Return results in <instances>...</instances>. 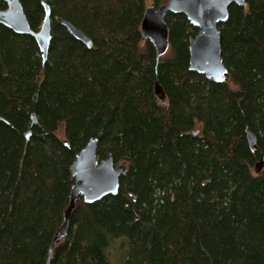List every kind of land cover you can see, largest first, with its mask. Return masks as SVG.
<instances>
[{"label":"trees","instance_id":"obj_1","mask_svg":"<svg viewBox=\"0 0 264 264\" xmlns=\"http://www.w3.org/2000/svg\"><path fill=\"white\" fill-rule=\"evenodd\" d=\"M42 1L44 63L32 36L0 24V264H46L90 138L127 169L116 194L77 199L49 264H109L120 238L125 264H264V0L230 4L218 24L222 82L189 70L197 28L182 13H166L157 59L140 31L147 0H20L33 30Z\"/></svg>","mask_w":264,"mask_h":264},{"label":"water","instance_id":"obj_2","mask_svg":"<svg viewBox=\"0 0 264 264\" xmlns=\"http://www.w3.org/2000/svg\"><path fill=\"white\" fill-rule=\"evenodd\" d=\"M6 3L0 8V24L8 27L17 34L32 36L41 52L43 63L47 59L51 40V9L50 5L42 1L44 10L41 25L37 30L31 29L26 18L20 0H3ZM245 4V0H165L145 7L140 31L145 39H148L156 49L157 59L164 55L169 47L168 27L165 22L167 12L182 13L189 23L197 28L195 36L188 42L189 61L188 68L191 71L204 75L215 82L226 79L228 71L223 63L222 36L218 24L226 21L230 4ZM60 23L77 40L86 46H92L91 39L71 22L61 19ZM154 93L160 101H164V93L158 83L155 84ZM35 121V115L31 116ZM247 132V139L252 150H256L255 135ZM195 129L193 134H197ZM30 131H27L28 138ZM262 158L257 163V168L262 167ZM73 183L70 188L68 205L63 213V219L58 227L48 250L46 264H49L52 250L55 244L61 240L68 230V223L75 208L76 201L81 198L85 203L99 200L105 195L116 194L119 188V178L127 165L115 163L111 153L104 158L97 157V139L90 138L76 154L71 164Z\"/></svg>","mask_w":264,"mask_h":264},{"label":"rangeland","instance_id":"obj_3","mask_svg":"<svg viewBox=\"0 0 264 264\" xmlns=\"http://www.w3.org/2000/svg\"><path fill=\"white\" fill-rule=\"evenodd\" d=\"M149 4H152V0H147V5ZM166 55L167 53L165 56ZM58 134L60 136L62 135V131H60V129L58 130ZM127 243L126 238H120V242L119 240H116L111 243L109 248H107L108 250L106 249L109 264H125L123 258L125 257L126 249L120 244H126L128 246Z\"/></svg>","mask_w":264,"mask_h":264},{"label":"flooded vegetation","instance_id":"obj_4","mask_svg":"<svg viewBox=\"0 0 264 264\" xmlns=\"http://www.w3.org/2000/svg\"><path fill=\"white\" fill-rule=\"evenodd\" d=\"M6 4V3H5Z\"/></svg>","mask_w":264,"mask_h":264}]
</instances>
